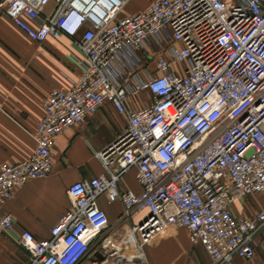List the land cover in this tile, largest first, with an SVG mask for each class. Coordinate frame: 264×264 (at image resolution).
Segmentation results:
<instances>
[{
    "label": "built area",
    "instance_id": "2783aa9c",
    "mask_svg": "<svg viewBox=\"0 0 264 264\" xmlns=\"http://www.w3.org/2000/svg\"><path fill=\"white\" fill-rule=\"evenodd\" d=\"M128 1L0 0L31 39H73L80 67L45 99L31 157L0 165V231L15 228L3 212L15 191L52 171L57 138L109 103L127 124L95 152L103 173L68 186L48 237L21 232L28 264H148L146 246L171 226L186 227L209 264L252 259L264 235V206L249 204L264 195V0H153L121 15ZM133 168L140 192L120 188ZM102 195L140 220L109 234Z\"/></svg>",
    "mask_w": 264,
    "mask_h": 264
},
{
    "label": "crops",
    "instance_id": "0c3cea01",
    "mask_svg": "<svg viewBox=\"0 0 264 264\" xmlns=\"http://www.w3.org/2000/svg\"><path fill=\"white\" fill-rule=\"evenodd\" d=\"M152 1L147 0L131 13L144 10ZM74 53L79 50L73 39L61 35L35 41L0 8V165L31 157L36 148L34 133L45 114V99L55 88H71L80 76V67L72 57ZM129 104L139 108L143 103L134 98ZM126 124L124 115L106 103L86 121L70 127L57 138L50 174L17 189L3 206V212L14 216L15 228L0 231V264H28L29 255L19 245L21 232L30 230L41 238L50 235L51 227L71 205L68 186L103 173L95 152L111 143ZM120 188L141 191L135 168L126 174ZM98 205L109 216V234H124L140 220L122 219L124 207L119 199L110 202L102 195ZM184 228L171 226L146 246L148 264H209L203 246L193 243L189 230ZM257 240L255 257L236 258V264H264V235ZM162 241L168 243L170 253H154Z\"/></svg>",
    "mask_w": 264,
    "mask_h": 264
},
{
    "label": "rangeland",
    "instance_id": "374dc122",
    "mask_svg": "<svg viewBox=\"0 0 264 264\" xmlns=\"http://www.w3.org/2000/svg\"><path fill=\"white\" fill-rule=\"evenodd\" d=\"M146 1L147 0H129L128 3L121 10L120 14L123 15V14L131 13L134 10L138 9L140 6H144ZM249 204L254 210H258L262 208L264 206V195L253 197L249 201ZM182 228L185 229L184 227ZM171 250L172 249L169 247L168 243L162 241L160 243V246H158V248L154 251V253H170Z\"/></svg>",
    "mask_w": 264,
    "mask_h": 264
},
{
    "label": "water",
    "instance_id": "95a60500",
    "mask_svg": "<svg viewBox=\"0 0 264 264\" xmlns=\"http://www.w3.org/2000/svg\"><path fill=\"white\" fill-rule=\"evenodd\" d=\"M123 264H137V263H133V262H126V263H123Z\"/></svg>",
    "mask_w": 264,
    "mask_h": 264
}]
</instances>
